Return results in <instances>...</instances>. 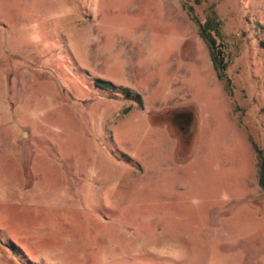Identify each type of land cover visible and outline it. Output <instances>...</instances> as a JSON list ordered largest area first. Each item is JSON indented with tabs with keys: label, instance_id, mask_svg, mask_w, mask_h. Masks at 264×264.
Masks as SVG:
<instances>
[{
	"label": "rangeland",
	"instance_id": "rangeland-1",
	"mask_svg": "<svg viewBox=\"0 0 264 264\" xmlns=\"http://www.w3.org/2000/svg\"><path fill=\"white\" fill-rule=\"evenodd\" d=\"M263 42L264 0H0V264H264Z\"/></svg>",
	"mask_w": 264,
	"mask_h": 264
},
{
	"label": "trees",
	"instance_id": "trees-1",
	"mask_svg": "<svg viewBox=\"0 0 264 264\" xmlns=\"http://www.w3.org/2000/svg\"><path fill=\"white\" fill-rule=\"evenodd\" d=\"M191 9L189 8V11ZM196 26H197V34L201 41L206 45L208 49L209 60L214 68H218L221 72L224 69V65L222 62L223 55L220 49V36L218 34V23L213 19L212 16H208L204 22L197 21L194 17H192ZM214 33V35L212 34ZM260 47L264 48V42L260 43ZM258 188L264 190V169L263 162L260 157H258Z\"/></svg>",
	"mask_w": 264,
	"mask_h": 264
}]
</instances>
